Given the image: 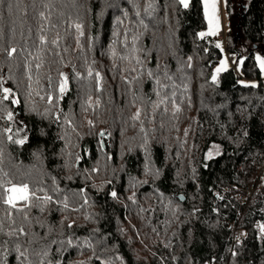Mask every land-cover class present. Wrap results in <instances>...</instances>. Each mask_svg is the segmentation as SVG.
Wrapping results in <instances>:
<instances>
[{"label":"trees","instance_id":"trees-1","mask_svg":"<svg viewBox=\"0 0 264 264\" xmlns=\"http://www.w3.org/2000/svg\"><path fill=\"white\" fill-rule=\"evenodd\" d=\"M224 3L254 84L201 0L0 2V264H264V0Z\"/></svg>","mask_w":264,"mask_h":264},{"label":"rangeland","instance_id":"rangeland-1","mask_svg":"<svg viewBox=\"0 0 264 264\" xmlns=\"http://www.w3.org/2000/svg\"><path fill=\"white\" fill-rule=\"evenodd\" d=\"M187 2H188V0H187ZM201 2H202L204 15L206 18V28L201 32V34L211 35L214 39H216L217 44L219 45V47L222 50V57L219 60V62L215 65V67L213 68L212 79H213V77H215V79H213V80H217L219 74L223 70H225L229 67H233L237 71V73L240 75L239 80L241 83H243V84H254L255 80L247 79L244 76H242V74H241V59L238 60L234 54H232L231 52H229L227 50L225 43L223 41H220L217 39L218 33L223 30L225 33L226 41H227L228 37H229L230 29H231L230 14H229L226 6H225L224 0H201ZM213 5L215 7H213ZM210 20L212 21L211 24H210ZM255 59H256L257 65L261 71L262 83H263V87H264V68L261 67V63H260L262 60H264V55H262L261 53H256ZM217 69H220V70L217 71ZM62 80L64 83L65 79L63 78ZM216 147H217L216 144L211 145V147L206 152V158H210V157L216 155V152H217ZM13 187L19 188V187H23V186H17V185L8 186L6 188L7 189V200L9 198V196L17 197L14 200V203L27 200V199H19L18 198L21 193H15V194L11 193L9 190ZM26 195L28 198L29 193L27 192Z\"/></svg>","mask_w":264,"mask_h":264},{"label":"snow or ice","instance_id":"snow-or-ice-1","mask_svg":"<svg viewBox=\"0 0 264 264\" xmlns=\"http://www.w3.org/2000/svg\"><path fill=\"white\" fill-rule=\"evenodd\" d=\"M0 2H2V0H0ZM181 3H183L184 4V6L185 7H187L188 5H187V0H181ZM213 7H215L214 5H213ZM211 20H210V24H211ZM77 27V29H79L80 28V25H77L76 26ZM201 35H203V34H201ZM261 67L262 68H264V60H262L261 62ZM220 69H217V71H219ZM213 79H215V77H213ZM8 90L7 89H5V92H7ZM64 91V86L62 85L61 86V92H63ZM20 143H23L24 141H19ZM11 193H13V194H15V193H21L22 195H20L18 198L19 199H27V192H28V188H27V186L25 185V186H23V187H13V188H11L10 190H9ZM113 196H115V193H113ZM17 197H15V196H9V198H8V203L9 204H13V206H14V200L16 199ZM50 199V198H49ZM262 230H264V226H262Z\"/></svg>","mask_w":264,"mask_h":264},{"label":"built area","instance_id":"built-area-1","mask_svg":"<svg viewBox=\"0 0 264 264\" xmlns=\"http://www.w3.org/2000/svg\"><path fill=\"white\" fill-rule=\"evenodd\" d=\"M217 39L220 40V41H223L224 43L226 42L225 33H224L223 30L218 33ZM245 192H251L250 186H248V187L245 188ZM229 226L230 227H234L232 223H230ZM234 234H235L234 241H237L238 236L240 234V230L234 229Z\"/></svg>","mask_w":264,"mask_h":264},{"label":"crops","instance_id":"crops-1","mask_svg":"<svg viewBox=\"0 0 264 264\" xmlns=\"http://www.w3.org/2000/svg\"><path fill=\"white\" fill-rule=\"evenodd\" d=\"M227 42V41H226ZM225 45H226V43H225Z\"/></svg>","mask_w":264,"mask_h":264},{"label":"bare ground","instance_id":"bare-ground-1","mask_svg":"<svg viewBox=\"0 0 264 264\" xmlns=\"http://www.w3.org/2000/svg\"><path fill=\"white\" fill-rule=\"evenodd\" d=\"M20 195H22V194H20Z\"/></svg>","mask_w":264,"mask_h":264},{"label":"clouds","instance_id":"clouds-1","mask_svg":"<svg viewBox=\"0 0 264 264\" xmlns=\"http://www.w3.org/2000/svg\"><path fill=\"white\" fill-rule=\"evenodd\" d=\"M226 43V42H225Z\"/></svg>","mask_w":264,"mask_h":264}]
</instances>
